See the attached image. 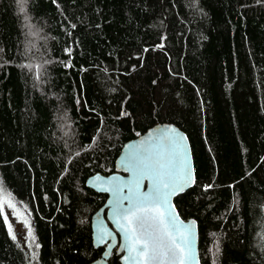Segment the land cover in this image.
I'll return each instance as SVG.
<instances>
[{
  "label": "trees",
  "instance_id": "1",
  "mask_svg": "<svg viewBox=\"0 0 264 264\" xmlns=\"http://www.w3.org/2000/svg\"><path fill=\"white\" fill-rule=\"evenodd\" d=\"M164 122L190 139L174 201L201 264H264V0H0V194L27 212L34 264L100 257L107 194L86 179ZM13 237L0 201V264H29Z\"/></svg>",
  "mask_w": 264,
  "mask_h": 264
},
{
  "label": "water",
  "instance_id": "2",
  "mask_svg": "<svg viewBox=\"0 0 264 264\" xmlns=\"http://www.w3.org/2000/svg\"><path fill=\"white\" fill-rule=\"evenodd\" d=\"M195 181L190 139L176 124L157 123L128 140L115 160V171L108 174L95 172L86 179L87 186L107 194L105 202L91 218L93 243L104 249L100 257L89 264H109L114 249L120 255L121 264H136L128 251L130 233L123 216L138 204L154 206L155 200L144 197H151L157 189L172 192L173 188L179 187L183 190L170 195L168 204H161L160 207L168 230L181 246L187 247V244L179 233L185 229L190 231L188 239L195 258L185 259L184 264H201L198 222L193 217L183 218L174 201L175 196L193 186ZM165 183L168 188L163 187ZM165 243L170 245L167 239ZM182 255L176 249L164 264H180Z\"/></svg>",
  "mask_w": 264,
  "mask_h": 264
},
{
  "label": "snow or ice",
  "instance_id": "3",
  "mask_svg": "<svg viewBox=\"0 0 264 264\" xmlns=\"http://www.w3.org/2000/svg\"><path fill=\"white\" fill-rule=\"evenodd\" d=\"M163 187L168 188V184L165 183ZM181 190H183L182 187L173 188L172 192H161L157 189L151 197H144V199L155 200L154 206L138 204L130 208L123 216L127 222V231L130 233L128 251L136 264H140V262L143 264H164L170 255L175 254L176 249L183 254L180 264H184L185 259L195 258L188 239L190 231L185 229L179 233L180 238L187 244V247L181 246L176 242L171 231L168 230L164 220V212L160 207L161 204H168L170 195ZM13 238L15 239V236ZM166 239L170 241V245L165 243Z\"/></svg>",
  "mask_w": 264,
  "mask_h": 264
},
{
  "label": "rangeland",
  "instance_id": "4",
  "mask_svg": "<svg viewBox=\"0 0 264 264\" xmlns=\"http://www.w3.org/2000/svg\"><path fill=\"white\" fill-rule=\"evenodd\" d=\"M0 201L11 233L29 253V264H34L32 258L35 251V235L27 212L13 200L7 191L0 194Z\"/></svg>",
  "mask_w": 264,
  "mask_h": 264
}]
</instances>
